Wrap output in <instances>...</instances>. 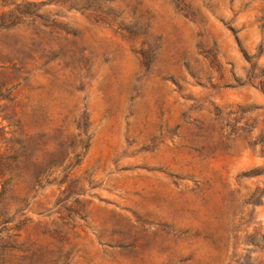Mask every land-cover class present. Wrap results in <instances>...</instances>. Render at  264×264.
I'll list each match as a JSON object with an SVG mask.
<instances>
[{"label": "rangeland", "instance_id": "rangeland-1", "mask_svg": "<svg viewBox=\"0 0 264 264\" xmlns=\"http://www.w3.org/2000/svg\"><path fill=\"white\" fill-rule=\"evenodd\" d=\"M0 264H264V0H0Z\"/></svg>", "mask_w": 264, "mask_h": 264}]
</instances>
